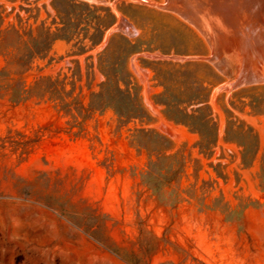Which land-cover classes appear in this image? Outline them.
Masks as SVG:
<instances>
[{
	"label": "rangeland",
	"instance_id": "rangeland-1",
	"mask_svg": "<svg viewBox=\"0 0 264 264\" xmlns=\"http://www.w3.org/2000/svg\"><path fill=\"white\" fill-rule=\"evenodd\" d=\"M53 1L1 0L10 13L7 24L18 23L20 14L33 25L52 23ZM85 1L109 6L117 16L103 42L76 56V41L59 40L54 59L36 61L30 78L71 75L79 60L88 95L87 57L97 63L110 38L122 33L141 47L128 66L151 120L127 122L112 110L98 112L75 137L66 132L71 117L50 103L32 99L13 106L1 98L0 264H264V0ZM124 2L139 6L128 10L137 22L120 10ZM155 62L214 70L200 68L218 77L209 95L221 124L212 150L202 151L198 133L165 116L160 101L166 88ZM104 80L95 69L94 89ZM228 115L259 135L252 166L243 164L237 144L224 139ZM138 128L165 134L188 158L187 192L176 208L159 205L142 182L149 157L131 142ZM16 130L44 135L21 154L9 141L2 147L6 136L24 139Z\"/></svg>",
	"mask_w": 264,
	"mask_h": 264
},
{
	"label": "trees",
	"instance_id": "trees-1",
	"mask_svg": "<svg viewBox=\"0 0 264 264\" xmlns=\"http://www.w3.org/2000/svg\"><path fill=\"white\" fill-rule=\"evenodd\" d=\"M53 8L56 16L51 24L46 20L37 25L25 24L20 14L18 23L7 24L10 13L0 0V55L5 58V66L0 69V99L8 98L13 106L32 99L50 103L59 114L71 117L72 121H68L66 132L75 137L81 136L86 130V124L93 115L107 110L114 111L123 121H150L151 116L140 96V86L128 66L130 56L141 47L122 33H115L110 38L108 45L98 53L97 63L93 55L87 57L88 61L91 60L87 64L88 95L84 93V85L81 84L83 73L79 60H75L76 68L71 75L60 71L30 78L36 61L54 59L51 52L59 40L76 41L73 44L76 50L73 49L71 55H82L99 46L106 32L117 21L116 14L109 6L85 0H54ZM138 8L139 6L124 2L120 10L137 22L136 15L128 10ZM155 64L153 69L156 78L166 88L164 99L160 101L165 105V116L198 133V145L202 151L212 150L219 142L221 124L213 116L209 95L218 77L208 73L202 75L200 68L203 66L213 72L214 70L208 64L199 63ZM95 69L105 77L99 84V90L93 87ZM253 108L258 110L256 105ZM260 112L264 114V111ZM9 133L12 134L13 130ZM15 133L22 135L24 139L19 141L12 135L6 136L2 147L9 141L14 150L21 148V154L29 153L44 135L37 133L35 137H29L17 130ZM224 139L241 148L244 165L252 166L255 163L260 138L251 125L233 120L228 115ZM131 142L149 157L148 168L142 175L143 184L159 205L176 208L184 201V194L187 192L183 188V179L188 169L185 153L175 150L173 141L155 129H136ZM261 181L264 189V166ZM233 214H237V211H231L229 215Z\"/></svg>",
	"mask_w": 264,
	"mask_h": 264
},
{
	"label": "water",
	"instance_id": "water-1",
	"mask_svg": "<svg viewBox=\"0 0 264 264\" xmlns=\"http://www.w3.org/2000/svg\"><path fill=\"white\" fill-rule=\"evenodd\" d=\"M137 1H140V2H148V0H137ZM179 57H182V58H185V59H190L191 58L189 56H179Z\"/></svg>",
	"mask_w": 264,
	"mask_h": 264
},
{
	"label": "bare ground",
	"instance_id": "bare-ground-1",
	"mask_svg": "<svg viewBox=\"0 0 264 264\" xmlns=\"http://www.w3.org/2000/svg\"><path fill=\"white\" fill-rule=\"evenodd\" d=\"M180 5V4H179ZM179 7V6H178ZM187 11V10H186ZM198 21V20H197ZM199 22V21H198Z\"/></svg>",
	"mask_w": 264,
	"mask_h": 264
}]
</instances>
